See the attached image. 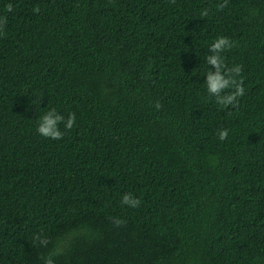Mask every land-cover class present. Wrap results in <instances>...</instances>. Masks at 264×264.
Here are the masks:
<instances>
[{"label": "trees", "instance_id": "16d2710c", "mask_svg": "<svg viewBox=\"0 0 264 264\" xmlns=\"http://www.w3.org/2000/svg\"><path fill=\"white\" fill-rule=\"evenodd\" d=\"M222 3L0 0V264H264V0ZM220 36L235 108L205 83Z\"/></svg>", "mask_w": 264, "mask_h": 264}, {"label": "clouds", "instance_id": "9594fccd", "mask_svg": "<svg viewBox=\"0 0 264 264\" xmlns=\"http://www.w3.org/2000/svg\"><path fill=\"white\" fill-rule=\"evenodd\" d=\"M174 2V0H173ZM218 7L223 9L226 7L225 3L219 4ZM14 10L11 3L6 5V11L12 12ZM38 12L39 9H34ZM208 12L205 10L202 16H207ZM7 24V17H0V34L3 33L4 26ZM233 42L224 36L217 37L209 47V55L205 57L206 63L209 65V70L206 73L207 91L211 96L216 98L218 105L224 108L229 106L235 108L239 105V98L245 95V88L243 87V79L237 80V77L242 76V66L236 65L232 68H227L221 53L225 50H230L233 47ZM231 89V91H227ZM162 106L157 103L156 108L159 110ZM64 125V130H71L76 124V114L70 113L65 119L63 115L57 112L55 108L47 111L40 117L37 126V133L51 140H61L65 132L60 130V124ZM229 132L227 129H221L218 132L220 141H225L228 138ZM122 205L137 208L140 206V200L135 198L131 193H126L121 199ZM117 227L122 226L124 221L114 220ZM35 239L40 242L41 246H46L48 241L41 239L40 235L35 236ZM45 264H54L51 257L45 260Z\"/></svg>", "mask_w": 264, "mask_h": 264}]
</instances>
